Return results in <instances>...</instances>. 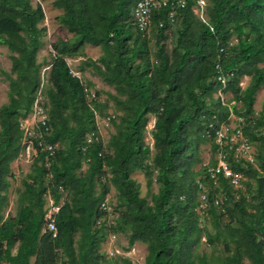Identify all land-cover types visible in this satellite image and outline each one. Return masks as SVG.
Masks as SVG:
<instances>
[{"label":"trees","instance_id":"1","mask_svg":"<svg viewBox=\"0 0 264 264\" xmlns=\"http://www.w3.org/2000/svg\"><path fill=\"white\" fill-rule=\"evenodd\" d=\"M137 1L53 0L63 10L60 23L72 37L54 43L42 89L43 63L37 61L44 30L39 23L45 17L41 3L0 0V44L11 59L10 72L0 69L8 82V102L0 106V264H102L99 249L115 232L125 233L129 246L146 244L145 264H211L205 252L197 251L203 234L210 244L224 243L221 264H264V102L257 116L253 110L255 93L264 84V0H208L206 21L194 12L195 0H184L174 22L168 19V7L157 9L149 29L154 52L148 33L133 24ZM172 30L174 44L168 51L164 40ZM85 44L101 47L98 60L83 65L115 88L109 98L120 114L118 122L112 119L115 132L106 145L97 141L83 150L86 134L96 129L95 111L103 114V103L88 99L87 87L67 63ZM217 62L229 74L225 91L242 102L243 111L233 105L232 112L254 118H246L243 132L261 146L256 166L244 158H228L234 173L250 176L245 181L250 194H234L222 171L215 174V182L208 166L193 171L200 143L212 139V149L220 150L213 137L230 113L214 97L220 87ZM244 76L249 82L241 87ZM39 90L47 98L50 125L44 141L57 147L48 165L47 151L38 150L17 189L14 212L5 213L11 163L22 150L20 121L31 111ZM150 114L155 116L150 131L153 155L144 140ZM83 163L87 167L82 172ZM216 164L217 159L212 160L211 165ZM134 171L145 173L147 186L153 180L158 183L149 201L140 195V183L131 177ZM199 173L205 174L203 211L210 215L214 232L197 210ZM111 186L117 191L118 218L107 224L108 212L101 204ZM64 192L67 198L54 214L53 236L44 228L46 197L51 193L58 205ZM219 196L225 199L215 204ZM224 230L229 233L223 235ZM120 261L135 264L128 258Z\"/></svg>","mask_w":264,"mask_h":264},{"label":"rangeland","instance_id":"2","mask_svg":"<svg viewBox=\"0 0 264 264\" xmlns=\"http://www.w3.org/2000/svg\"><path fill=\"white\" fill-rule=\"evenodd\" d=\"M32 4L37 2L41 3V6L44 11V20L39 23V26L44 28L41 41L42 45L37 52V61L42 62L41 66V73L43 79V85H41L42 89L46 87V70L49 68L48 63L51 61L52 56L54 54L53 45L58 39L68 40L72 37V33L68 32L67 29L61 25L60 23V16L63 13L61 8H57L53 5V0H31ZM204 10L203 16L206 18V5L208 0H204ZM194 12L199 15L201 14L199 8L196 5H193ZM149 36V46L151 51H155V38L151 35L150 31L147 32ZM235 39L231 40V43H234ZM166 49L169 51L173 47L174 44V36L173 30L167 33V38L164 40ZM102 54V49L100 46L92 45V44H85L81 50L79 51L78 55L73 57L67 58V63L69 64L73 73L83 81L85 86L87 87L88 92V99L96 98L98 102L103 103L102 112L100 114L97 110L95 111V123L98 125L100 137L102 138V143L106 145L107 140L110 134L115 132V126L112 122L106 124V121L103 120V116L106 114H113L115 117L114 119L118 122L119 119L117 116L120 112L116 109L113 101L109 98V94H115L116 90L113 86L105 83L101 80V78L96 75L93 69L90 66L83 65L85 60H98L99 56ZM11 68V59H10V51L8 48L0 44V69H3L7 72H10ZM249 82V76H244L239 81V86L245 87ZM91 83V86L88 85ZM8 82L4 79V75L0 73V106L8 102ZM223 96L225 100H235L234 94L232 91H225L223 92ZM214 97H217V93L214 94ZM36 101L39 107H41L45 112L47 110V98L44 91L39 90L36 95ZM264 102V84L256 91L255 93V100L253 103V110L254 115L257 116L258 112L262 108V103ZM234 106L236 108L242 110V102L235 101ZM231 105V107L233 106ZM32 106L35 107L33 104ZM33 107V108H34ZM32 111L27 113L26 118V126H30L32 124L31 121H34L33 117H31ZM234 113V112H233ZM246 118L250 121L254 120L253 115H248L247 117L241 116L239 114L234 113L231 114L227 119L226 123L224 124L223 128L220 124V127L226 132L233 131L235 128H243L246 124ZM155 122V116L149 115L147 128L145 132V143L148 144L151 148V155L155 152L153 147L154 139L150 133L153 128ZM33 136L36 133H32ZM28 135L27 137H29ZM211 138V137H209ZM214 138V137H213ZM218 138L215 139L217 142ZM239 138H234L232 142L238 141ZM228 141H224V144H227ZM261 150L260 144L257 142L251 141L250 147L248 151H243L240 149V144L237 145L235 151H231L229 154V150H222L220 152L214 151L212 149V139H208L206 142L200 143L197 150V155L199 161H197L193 165V171L198 172L202 171L205 166L212 168L211 162L214 159L219 160L223 158L227 166L229 167L228 158L231 157L234 160H239L240 158H244L245 160L249 161L250 163L256 166L255 156ZM37 154L34 152L27 153L25 150H21L18 157L11 163V170L13 172V177L11 180V187L9 188V206L6 209L5 213L14 212V205L15 199L17 197V189L21 188V179L25 175V173L29 172L31 168V164L33 160L36 158ZM86 163H83L81 169L79 171H84L86 169ZM109 176V174H107ZM131 177L134 178L137 182L140 183V195L144 196L148 201L151 198L153 193L158 191L159 185L155 180L152 181L151 185L147 186V177L143 171H134L131 174ZM205 177V174L199 173L196 176V180L199 181L200 186H202V190L199 195V201L202 202V194L206 193L208 190L207 185L202 180ZM250 176H246L242 173L241 181L238 182L237 185H234V194H238L237 190H241L244 194H250L248 187L245 185V181L250 180ZM216 181V179H215ZM117 191L116 189L111 186L110 192L106 195L105 201L109 204L110 209L108 210L107 218L110 222H114L118 218V212L114 210V207L117 205ZM221 197V196H219ZM67 198V193L64 192L60 201L59 205L63 203L64 200ZM52 199V194L48 193L46 197L45 207L46 209L49 206V200ZM232 202H228L227 204H231ZM206 204H201L197 207L198 213H201V220H204L205 226L211 231L214 232V228L212 226V220L210 215H207L203 210L205 209ZM202 208V209H201ZM228 217L224 215L223 222H226ZM223 235L229 233L227 230L222 231ZM100 252L103 255V262L102 264H120V258H128L131 262L135 264H145V256L147 254V246L146 244L137 241L133 245H128V237L125 233L115 232L109 233L105 241L102 243L100 247ZM198 252H205L209 259L211 260V264H221L218 260V257L225 255V246L222 241H216L212 244L208 243L204 234L201 236L200 242L197 245ZM33 262V258H32Z\"/></svg>","mask_w":264,"mask_h":264},{"label":"built area","instance_id":"3","mask_svg":"<svg viewBox=\"0 0 264 264\" xmlns=\"http://www.w3.org/2000/svg\"><path fill=\"white\" fill-rule=\"evenodd\" d=\"M185 1L184 0H138L133 8V24L134 26L143 34H146L151 25V19L152 14L155 10L160 9L162 7H168V19L170 22L175 21V15L177 13V10L179 7L184 6ZM204 0H195V5L197 8H199L201 14L198 16L202 18L204 21H206V18L203 16V10H204ZM159 26H162V21L159 22ZM224 51V47L219 48V54ZM220 56V55H219ZM220 57H218L219 60ZM216 69V75L215 79L219 82L220 87L217 90V97H219L221 103L225 106H227L230 110V113L227 117L232 114H234L231 110V105L234 104L235 100H225L223 96V92H225V88L227 86V81L229 74L223 73L221 69V65L219 62L215 65ZM79 77V76H78ZM37 98L34 100V106H32V113L31 117H33L34 121H31L32 124L30 126H26L27 118L24 117L20 121V127L23 130V140H22V150H25L27 153L34 152L35 154L38 152V150H46L47 155L45 157L46 165H48V156L53 155L55 148L57 147V144H46L44 141V137L49 134L50 132V125H48V116L47 113L39 107L36 101ZM34 107V108H33ZM96 115V113H95ZM113 114H106L103 116V120L106 121V124H109L112 122V119H114ZM227 119L223 122H221V126L223 128L224 124L226 123ZM219 125V128L215 130L214 139H217V144L219 145V151L222 150H229V151H235L237 148V145L240 144V149L243 151H248L251 141L249 140V137L244 134L243 128H235L233 131H224ZM264 128V127H263ZM262 128V129H263ZM32 133H36L35 136L32 135ZM207 136H210L211 134L206 131ZM30 135L29 137H27ZM234 138H239L238 141L232 142ZM102 141V138L100 137L99 128L96 124V129L87 133L85 138V145L83 147V150L87 147V145ZM224 141H228L227 144H224ZM208 172H210V176L212 178H215V174L219 171H222L224 177L229 178L230 183L234 185H237L238 182L241 181L242 173H234L230 167L227 166L223 158H220L219 163L217 160L216 166H212V168L207 169ZM216 179V178H215ZM215 182V180H214ZM225 198L224 197H216L214 200L215 204H221ZM201 204H206V193L202 194V202ZM101 207L108 212L110 209L109 204L104 201L101 204ZM59 206L55 205L53 203V199L49 200V206L45 213V220L46 224L44 226L45 229L52 231L53 236L56 234V225L54 222V214L58 211ZM110 221L107 218V224H109Z\"/></svg>","mask_w":264,"mask_h":264}]
</instances>
